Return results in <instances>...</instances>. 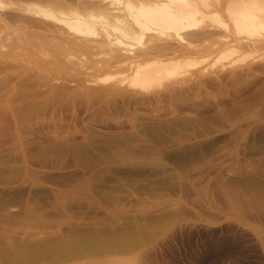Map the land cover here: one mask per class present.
<instances>
[{
  "label": "rangeland",
  "instance_id": "obj_1",
  "mask_svg": "<svg viewBox=\"0 0 264 264\" xmlns=\"http://www.w3.org/2000/svg\"><path fill=\"white\" fill-rule=\"evenodd\" d=\"M112 1L0 0V264H264V32L134 41L204 53L144 90L98 23L37 14L135 5Z\"/></svg>",
  "mask_w": 264,
  "mask_h": 264
},
{
  "label": "bare ground",
  "instance_id": "obj_2",
  "mask_svg": "<svg viewBox=\"0 0 264 264\" xmlns=\"http://www.w3.org/2000/svg\"><path fill=\"white\" fill-rule=\"evenodd\" d=\"M133 1L135 2V5L130 4L128 1L125 4V7H123V9L118 11H114V9L110 10L109 9L110 5L108 6V8H105L106 15L105 14L104 15L107 17V19H110V21H108L105 18V16L103 18H97L92 15H87L83 17L77 12L69 13L71 10H69V12L67 11L69 14H66L67 12L61 14L62 12H60L61 16L60 14L58 16H55L54 13H51L48 10H44V9L41 10L42 8L41 9L38 8L39 10L37 11V14H40L44 18L49 19L52 22L63 26L62 29L66 28L65 30H69L72 33H74V35L77 34L79 36L94 34L93 25L98 23L96 25H99L98 31H100L99 34L100 36L99 35L98 36L100 37L99 38L100 41L97 43L99 45H105L107 47H114L116 49V52L119 51L122 52V65L126 67L125 68L126 70L128 69V71L131 72L132 74L131 78L134 81L132 83H135L134 86L139 85L144 90L146 89L150 90L151 88L149 87L153 85H155L156 87L160 86V84L163 83L165 80L167 81V79L169 80L179 77L183 73L185 67L192 66V64L189 65L192 62L190 58L194 56L198 57V55L200 54L202 56L204 53L202 52V50L201 51L195 50L196 47L195 49H193L191 47L192 44L190 45L187 43L188 45H190L189 49L187 48L188 46L186 45L187 46L186 48L188 49L187 51L184 50L182 51V47H180L181 50L178 49L179 47L177 48L178 50L170 48L172 45H170L169 47L170 49H169L168 48L169 44H168L167 46L168 49H163V53L161 52L162 50L161 51L159 50V54L160 53L164 54L165 50H169L168 54H166L165 52V55H163V57L161 56L162 58H160V56L159 57L157 56L158 58H154V60H152L153 62L144 63L146 60L144 58L145 55H152V53L151 54L143 53L142 57H140L141 56L140 54L135 53L136 54L135 55L134 52L131 53V49H133L134 47L133 45L134 41H136L139 44L141 39H143L146 36L147 37L149 36V38H151L152 37L151 35H155L157 36V38L158 37L163 38L162 36H164L165 38L170 36H181V35H183V38H185V36L190 37V32L192 33L194 32V34H196L198 30L200 31V29H204L206 31L207 29H205V27L209 25L208 23L212 22L211 21L212 19L216 17L218 18V16L220 17V15L223 14H225V16L229 18V20L231 19L230 21H233L232 24L234 26L238 27V25L241 24V23L238 24L237 23L238 21H236L240 19L243 20L241 24L243 26H241V28L245 27L244 25L247 23L249 27L246 33L249 36L250 35L257 36L259 35V33L264 32V0H133ZM112 2H113L112 4H114V0ZM244 21L246 22L244 23ZM214 26L216 25L214 24L213 27L211 26L212 30L213 28H215ZM246 28L245 29L243 28L244 31L246 30ZM208 32H210V30ZM192 33H191V37L193 36ZM196 36L198 37L197 34ZM196 36L194 35V38ZM180 38L182 39V37H179V39ZM189 39L190 38H188V40ZM183 41L185 40L183 39ZM131 44L133 45V47ZM164 45L165 44H163V46ZM151 49L154 48L152 47ZM128 50L130 51V53ZM237 50L239 51L240 49ZM237 50L230 52L231 55L237 53L238 52ZM209 52L211 54L212 51L209 50ZM127 53L130 54L129 57L125 56L127 55ZM119 54L117 55V58L120 59L121 57H118ZM143 58L145 60H143ZM187 60L188 61L191 60V62L188 64ZM183 61H186L187 63ZM175 82L178 83V81ZM134 86L133 88H135ZM61 248H63V246ZM80 250L82 252V249ZM20 257L24 259L22 256Z\"/></svg>",
  "mask_w": 264,
  "mask_h": 264
}]
</instances>
